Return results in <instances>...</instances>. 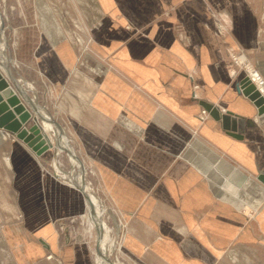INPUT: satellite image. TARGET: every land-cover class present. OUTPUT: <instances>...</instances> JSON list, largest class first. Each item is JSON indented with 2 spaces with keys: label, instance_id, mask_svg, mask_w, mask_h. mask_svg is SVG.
<instances>
[{
  "label": "crops",
  "instance_id": "crops-1",
  "mask_svg": "<svg viewBox=\"0 0 264 264\" xmlns=\"http://www.w3.org/2000/svg\"><path fill=\"white\" fill-rule=\"evenodd\" d=\"M29 4L12 71L64 127L86 187L69 182L79 172L66 149L37 155L0 128V264H96L89 191L116 215L131 262L264 264V128L239 138L199 119L203 102L255 115L227 47L264 78L256 0Z\"/></svg>",
  "mask_w": 264,
  "mask_h": 264
},
{
  "label": "water",
  "instance_id": "water-1",
  "mask_svg": "<svg viewBox=\"0 0 264 264\" xmlns=\"http://www.w3.org/2000/svg\"><path fill=\"white\" fill-rule=\"evenodd\" d=\"M237 85L238 90L246 96L247 99H249L255 108L254 116L245 117L242 114L235 113L231 110L222 111L218 106H215L212 103L203 102V105L209 114L220 122L223 129L236 137L243 138V133L247 126H253L256 122H258L264 128V95L256 88L248 77L240 79ZM54 113H58L57 109H55ZM43 121H50L54 124L58 128L59 135L57 136L56 134H51L52 137H50L49 133H46L43 129ZM0 128L23 141L37 155H42L50 148L58 147L59 137L67 136L64 127L56 120L55 117L52 116L51 119H48L40 113L30 94L13 74L10 63H3L1 58ZM51 139L54 141V144ZM68 143L70 144V142ZM65 149L72 157L79 160L74 151L70 148ZM81 164L83 165L81 183L82 188L85 189V165L82 162ZM257 178L264 183V172L259 173ZM114 226L116 235L115 238L121 239L122 230L120 228V223L115 222ZM96 232L97 241H100L103 235V229L96 225ZM97 250L98 253L102 255L100 250ZM102 256L106 259V261L114 264L108 256Z\"/></svg>",
  "mask_w": 264,
  "mask_h": 264
},
{
  "label": "rangeland",
  "instance_id": "rangeland-1",
  "mask_svg": "<svg viewBox=\"0 0 264 264\" xmlns=\"http://www.w3.org/2000/svg\"><path fill=\"white\" fill-rule=\"evenodd\" d=\"M29 1L30 0H0V14H1V17H2V20H3L4 36H5V38L7 40V44H8L7 45L6 54H4V57H6L7 59H10L11 57L16 58L13 55L14 54L13 53L14 52V48H16V46L20 47V45L19 46L17 45V42L20 41V44H21V41L23 40L22 38L24 37V35H23L24 32H22L23 29L20 27L22 25H19V24H21L20 22H23L24 15H26V13H27L28 9L30 8V6H32V4H29ZM256 2L261 6V13L260 14L264 15V0H256ZM32 9H34V4L32 6ZM1 25H2V22H1ZM20 35H21V39H20ZM0 36H1V33H0ZM31 42H32V40H30V43ZM1 45H2V40L0 39V46ZM9 53H11V55ZM8 56H11V57H8ZM18 56H19V58L24 59L28 55L21 54L20 51H19L18 52ZM10 65H12L11 62H10ZM18 66H19V64H18ZM11 68H12V66H11ZM233 69L236 72H238L239 74L242 73V71L239 69V67H237V68L233 67ZM257 70L260 72L259 69H257ZM199 119H200V117H199ZM48 133H49L50 137H52L51 134H54V133H51V132H48ZM64 155L66 157L65 153H64ZM68 159H69V157H68ZM66 163L68 164L69 162H66ZM61 168H62V166H61ZM76 169L78 170L77 167H76ZM62 171H63L64 174H68L69 169L63 167ZM77 182H79V180ZM101 208L104 209V207L102 205H101ZM103 211H102V214H104ZM105 215H104V217L102 216L103 220L104 221L107 220V224H108V226L110 228L112 226V228H111L112 230L110 231V237L114 238L115 228L113 227L112 219H114V218H112V217H114L116 215L113 212L110 211L109 214L106 215V218L108 217V215H110V217L112 216L111 220L109 218L106 219ZM108 222L111 223V224L109 225ZM91 239H92V242L95 245L96 249H98L97 245H98L99 241L96 240V242H95L94 233H93V237ZM116 240L119 241V239H116ZM119 246H120V244H115V246H114L115 249L113 248L114 250H112L113 252H110V254H107L112 261H116V259L118 258L117 262L119 261L118 263H120V264H142V262H140V263L136 262V261L135 262H131V261L127 260L126 256L121 255V253L118 254V252L120 251ZM96 253L99 254L98 250H97ZM96 264H98V263H96ZM143 264H146V262H143Z\"/></svg>",
  "mask_w": 264,
  "mask_h": 264
},
{
  "label": "bare ground",
  "instance_id": "bare-ground-1",
  "mask_svg": "<svg viewBox=\"0 0 264 264\" xmlns=\"http://www.w3.org/2000/svg\"><path fill=\"white\" fill-rule=\"evenodd\" d=\"M1 22H2V25H1ZM0 33H1L0 39L2 40V45L0 46V58H1V61H3V63H10L12 61V58L7 59L6 57H4V54H6V51H7V45L8 44H7V40H6L5 36H4V27H3V20H2L1 14H0ZM32 88H33V86L31 85V89ZM259 88L262 89V93L264 95V86H259ZM33 100H34V98H33ZM47 118L48 119H51L50 117H47ZM43 123H45L47 125L49 124V127L51 129V133H54L57 136L59 135L58 128L54 124H52L50 121H43ZM43 129H44V127H43ZM44 131L46 133H48L45 129H44ZM52 139H51V141L54 144V141ZM63 139H64V142L62 143L61 140H63ZM67 139H68L67 136H63L58 141V143H59L57 145L58 147H56V148H50V149H54L55 150L54 152L56 153V155L58 153V150H60V148H64V149L65 148H67V149L70 148L72 151L75 152V150L72 148V145H70L68 143V140ZM70 158H71L72 162L74 163V165L78 168V172L79 173H77V174H79V176H77V179L79 180L80 179V175H82L81 173H82V169H83L82 168L83 165L81 164V160L80 159L77 160L75 157H72L71 155H70ZM88 193H89L88 206L92 210V213L91 214H92L94 220L96 221L95 223H96V225H98L99 228H102L104 231H106V233H104L102 235V238L100 239L99 244L97 245V248L100 250V252L102 253V255L105 256V255L109 254V252L112 251V249L114 248V246L116 244V240L114 241V239L110 237V227L108 226L107 222L102 219V216H103V214H102L103 208H101V205H102L101 201L99 200V198L97 197V195H95L94 193H91V191H89ZM101 256L98 257V264H112L111 262L106 261V259H104ZM117 260L116 261H113V263L114 264H120V263H118L119 261L117 262Z\"/></svg>",
  "mask_w": 264,
  "mask_h": 264
},
{
  "label": "built area",
  "instance_id": "built-area-1",
  "mask_svg": "<svg viewBox=\"0 0 264 264\" xmlns=\"http://www.w3.org/2000/svg\"><path fill=\"white\" fill-rule=\"evenodd\" d=\"M222 32L223 31H222L221 26H220L219 33H222ZM227 52H228V57H229V59H230V61L232 63L231 72L235 76H237L239 73L236 72L233 69V67L234 68L239 67V69L242 71V73H241L242 77H248L249 80L262 93V89H260L259 86H264V78L262 77V74L257 70V68L248 60L246 53L243 52L241 49H237V48L232 47V46L227 47ZM222 111H226V109H222ZM208 116H209V112L206 109H203L201 111V113L199 114V117H200L201 121H205ZM53 169H54V171H55V173L57 175L63 174L66 177V174H64L63 171H62L61 164H57V163L55 164L54 163L53 164ZM68 180H69L70 183H72V182H74L76 180V178H73V177L70 178L69 177ZM88 210H89L88 212L91 213V209H90L89 206H88ZM90 218H91V220L88 222V224H89L88 231H89V233L91 235V238L93 237V233H94L95 241H96L97 240L96 223H95L96 221L94 220L92 214L90 215ZM102 219H103V217H102ZM110 231H111V228H110ZM104 233H106V231L103 230V234ZM114 249H115V247H114ZM114 249H112V250H114ZM96 252H95V260H96V263H98V257L101 256V255L97 254ZM111 252H113V251H111ZM109 254H110V252H109ZM106 256H108V255H106ZM101 257H103V256H101Z\"/></svg>",
  "mask_w": 264,
  "mask_h": 264
}]
</instances>
